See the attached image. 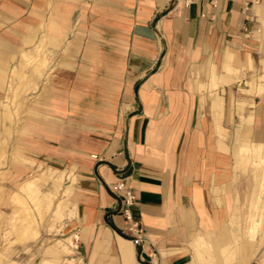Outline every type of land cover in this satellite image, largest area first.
<instances>
[{"label": "crops", "instance_id": "obj_1", "mask_svg": "<svg viewBox=\"0 0 264 264\" xmlns=\"http://www.w3.org/2000/svg\"><path fill=\"white\" fill-rule=\"evenodd\" d=\"M38 53L3 175L63 194L76 264H264L237 152L264 142V0H0V96Z\"/></svg>", "mask_w": 264, "mask_h": 264}, {"label": "rangeland", "instance_id": "obj_2", "mask_svg": "<svg viewBox=\"0 0 264 264\" xmlns=\"http://www.w3.org/2000/svg\"><path fill=\"white\" fill-rule=\"evenodd\" d=\"M40 57L38 53L33 65V57L24 54L23 64H13L7 90L0 96V264H76V237L63 231L72 215L63 194L41 188L43 176L34 180L31 192L29 186L19 187V182L3 175L19 166V111L29 100L22 95L30 86L28 79L38 77L39 69L47 67L46 57L39 64ZM243 146L239 145L237 152L239 168L249 182L243 193L252 213L249 236L254 239L260 230V243H264V143ZM28 219H34L35 226L28 225ZM231 259L241 258H224L226 263Z\"/></svg>", "mask_w": 264, "mask_h": 264}, {"label": "built area", "instance_id": "obj_3", "mask_svg": "<svg viewBox=\"0 0 264 264\" xmlns=\"http://www.w3.org/2000/svg\"><path fill=\"white\" fill-rule=\"evenodd\" d=\"M191 0H185V4H189ZM113 194H123V207L121 212L124 215L126 227L131 234L132 241L135 244L143 242L144 231L140 227L139 222L134 218L131 206L135 201V196L129 188H125L124 183L119 180L108 186Z\"/></svg>", "mask_w": 264, "mask_h": 264}, {"label": "bare ground", "instance_id": "obj_4", "mask_svg": "<svg viewBox=\"0 0 264 264\" xmlns=\"http://www.w3.org/2000/svg\"><path fill=\"white\" fill-rule=\"evenodd\" d=\"M261 137H262V136H261ZM262 140H263V139H262ZM261 143H264V142H261ZM259 158H260V157H259ZM262 159H263V158H262ZM261 161H262V160H260L259 162H261ZM261 183H262V182H261ZM24 184L26 185V187L29 186V190H30V189L32 190V188H33V186H32V185H33V182H31V181H26ZM25 185H24V186H25ZM22 186H23V185H22ZM22 188H23V187H22ZM24 188H25V187H24ZM29 190H27V191H29ZM31 190H30V191H31ZM33 190H34V188H33ZM31 192H32V191H31ZM15 196H16V195H15ZM42 196H43V195H42ZM45 197H46V196H45ZM44 199H45V198H44ZM29 220H30V221H29ZM28 221H29V222H28V225H31V226L34 225V226H35L34 219H28Z\"/></svg>", "mask_w": 264, "mask_h": 264}]
</instances>
